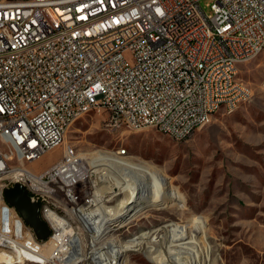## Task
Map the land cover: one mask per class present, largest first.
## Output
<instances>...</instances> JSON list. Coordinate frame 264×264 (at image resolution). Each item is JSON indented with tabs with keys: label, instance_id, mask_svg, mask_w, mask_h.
<instances>
[{
	"label": "built area",
	"instance_id": "2783aa9c",
	"mask_svg": "<svg viewBox=\"0 0 264 264\" xmlns=\"http://www.w3.org/2000/svg\"><path fill=\"white\" fill-rule=\"evenodd\" d=\"M201 1L0 0V264H107L98 201L112 207L103 175L113 167H94L66 142L75 114L104 111L116 126L129 120L180 142L252 99L238 73L264 52V0H215L211 14ZM59 147L50 168L29 167ZM14 180L52 206L47 239L8 202ZM46 245L51 255L33 261Z\"/></svg>",
	"mask_w": 264,
	"mask_h": 264
},
{
	"label": "rangeland",
	"instance_id": "374dc122",
	"mask_svg": "<svg viewBox=\"0 0 264 264\" xmlns=\"http://www.w3.org/2000/svg\"><path fill=\"white\" fill-rule=\"evenodd\" d=\"M214 1H201L207 14L212 13ZM262 61L264 52L239 66L238 76L253 89L252 99L231 113L219 111L187 140L179 142L154 127L131 130L116 126L104 111L89 112L70 125L65 140L83 158L106 153L148 166L172 192L168 207H160L154 199L150 203L141 199L137 213L120 230L104 235L98 248H123L143 231L179 224L201 240L203 256L209 250L208 264H264ZM125 150L126 154H118ZM61 157L59 147L29 167L41 173ZM162 256L161 247L148 242L142 250L124 251L122 261L158 264Z\"/></svg>",
	"mask_w": 264,
	"mask_h": 264
},
{
	"label": "bare ground",
	"instance_id": "6f19581e",
	"mask_svg": "<svg viewBox=\"0 0 264 264\" xmlns=\"http://www.w3.org/2000/svg\"><path fill=\"white\" fill-rule=\"evenodd\" d=\"M19 17H27V4H20ZM262 86L264 88V81ZM81 116L82 114H75L74 121ZM121 124L131 128V121L129 120H122ZM172 138L179 141L177 137ZM122 152L120 151L118 154H124ZM90 163L94 167H113V172L111 174L107 173L108 175L105 174L103 177L105 176V179L114 185L115 190L112 207L109 205L108 200L98 201V209L101 213H104L106 218L103 229L96 235V244H101L104 235L120 230L127 219L137 213L138 209H135L137 201L144 199L150 203L151 199H154L160 207L170 205L171 189H168L161 182L160 177L158 178L150 167L106 153H99L97 158L90 160ZM15 184H22L25 187L24 181L14 180L10 184V188L14 187ZM31 197H33L31 201L37 202L40 210H43V215H40L41 219L44 221V216L45 218H52V206H45L44 209V202H40L42 190H31ZM89 197H96V187H89ZM199 240L186 226L166 224L153 231L141 232L138 236L129 240L130 243L125 247L123 246V248L117 247L116 249L110 246L106 250L97 248V251L101 260L104 259L107 264H123L122 254L124 251L142 250L149 242L158 244L162 249L163 256L158 260V264H205L206 261L208 264L209 250L203 256L204 247L201 245V240ZM47 246L49 249L42 250L39 255L31 256V259L39 262L44 261L42 260L44 257H49L52 253V247L49 245L45 247ZM0 251H7V244H0Z\"/></svg>",
	"mask_w": 264,
	"mask_h": 264
},
{
	"label": "water",
	"instance_id": "95a60500",
	"mask_svg": "<svg viewBox=\"0 0 264 264\" xmlns=\"http://www.w3.org/2000/svg\"><path fill=\"white\" fill-rule=\"evenodd\" d=\"M5 196L8 202L17 208L24 220L31 225L40 240L49 237L50 229L40 217L39 204L31 201L27 189L22 184H15L14 187L7 188Z\"/></svg>",
	"mask_w": 264,
	"mask_h": 264
},
{
	"label": "crops",
	"instance_id": "0c3cea01",
	"mask_svg": "<svg viewBox=\"0 0 264 264\" xmlns=\"http://www.w3.org/2000/svg\"><path fill=\"white\" fill-rule=\"evenodd\" d=\"M262 64H264V61H262ZM259 65H261V64H259Z\"/></svg>",
	"mask_w": 264,
	"mask_h": 264
}]
</instances>
